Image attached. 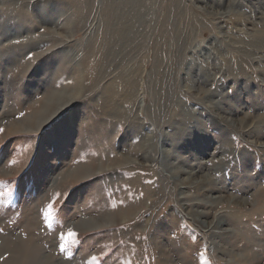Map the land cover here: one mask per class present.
Returning <instances> with one entry per match:
<instances>
[{"label": "rangeland", "instance_id": "rangeland-1", "mask_svg": "<svg viewBox=\"0 0 264 264\" xmlns=\"http://www.w3.org/2000/svg\"><path fill=\"white\" fill-rule=\"evenodd\" d=\"M0 129V264H264V0H0Z\"/></svg>", "mask_w": 264, "mask_h": 264}, {"label": "snow or ice", "instance_id": "snow-or-ice-1", "mask_svg": "<svg viewBox=\"0 0 264 264\" xmlns=\"http://www.w3.org/2000/svg\"><path fill=\"white\" fill-rule=\"evenodd\" d=\"M14 44H19V41H13ZM28 59H31V56L27 57ZM3 130L0 129V132H2ZM55 200V198H54ZM54 200L53 202L49 203L46 208L43 211V217H44V221L49 223L51 222L52 216L53 214L57 211L54 208ZM78 243V237H77V233L73 232L71 229L68 230L67 235L61 234L60 235V244H59V248L61 252H64L67 250L68 246L70 244H76ZM201 259L203 260V254L201 255ZM204 264H208L207 260H204Z\"/></svg>", "mask_w": 264, "mask_h": 264}, {"label": "bare ground", "instance_id": "bare-ground-1", "mask_svg": "<svg viewBox=\"0 0 264 264\" xmlns=\"http://www.w3.org/2000/svg\"><path fill=\"white\" fill-rule=\"evenodd\" d=\"M8 116V115H7ZM30 117V116H29ZM258 129V128H257ZM164 151V150H163ZM200 186V185H199ZM242 204V203H241ZM22 259V258H21ZM30 259V258H29ZM22 261H23V259H22ZM22 261H21V263H22ZM20 262V261H19ZM31 264H33V263H31Z\"/></svg>", "mask_w": 264, "mask_h": 264}]
</instances>
